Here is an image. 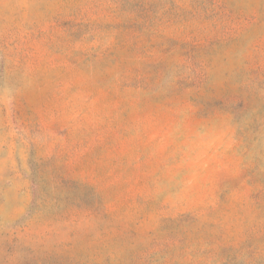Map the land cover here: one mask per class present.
I'll return each instance as SVG.
<instances>
[{
    "label": "rangeland",
    "instance_id": "rangeland-1",
    "mask_svg": "<svg viewBox=\"0 0 264 264\" xmlns=\"http://www.w3.org/2000/svg\"><path fill=\"white\" fill-rule=\"evenodd\" d=\"M0 264H264V0H0Z\"/></svg>",
    "mask_w": 264,
    "mask_h": 264
}]
</instances>
